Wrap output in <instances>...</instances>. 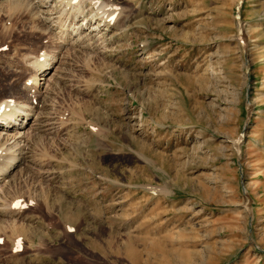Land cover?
Segmentation results:
<instances>
[{"label": "rangeland", "instance_id": "1", "mask_svg": "<svg viewBox=\"0 0 264 264\" xmlns=\"http://www.w3.org/2000/svg\"><path fill=\"white\" fill-rule=\"evenodd\" d=\"M102 1L123 21L91 57L0 6V99L29 54L55 55L40 91L64 75L0 264H264V0Z\"/></svg>", "mask_w": 264, "mask_h": 264}, {"label": "bare ground", "instance_id": "2", "mask_svg": "<svg viewBox=\"0 0 264 264\" xmlns=\"http://www.w3.org/2000/svg\"><path fill=\"white\" fill-rule=\"evenodd\" d=\"M13 1L15 0H0V6L4 2L10 4ZM58 1L63 4L61 6L63 15L60 10V14L56 13L57 15L48 16L47 11L50 5L52 6L53 0H16V3L26 4L27 7L32 4L35 8V15L44 14L41 20H43L45 31L47 30L52 36L56 34L58 49L68 44L69 46L65 47H71V49L91 57L92 53H94L93 51L101 53L102 49L107 48L100 47L110 42L113 34H116L114 30L120 26L121 8L108 3L109 1L102 0H89V6L87 7L82 5L86 0ZM73 8H75V11L72 12ZM88 9L90 10L88 11ZM61 15L64 16L66 22L69 19L70 29L63 28L59 30L57 28L56 25L60 24ZM120 21H123V19ZM63 35L65 38H63ZM97 38H102V42L97 41ZM41 56L42 59H40ZM54 58L55 55L48 54V52L38 55L29 54L25 59V63L26 66H30L27 69L31 72V75L24 80V84L18 85L17 91H15L16 87L14 84L8 82V88H5L8 91V95H4L0 99V220L3 219L2 215L10 216L11 212L19 211L21 206L20 199L15 192H11L12 194L8 195L9 190L20 183L22 174H26L35 168L37 158L34 159V147L32 148V145L35 139L41 137V134L48 129L50 121L54 119L53 116L50 117V113H52V107L55 105L53 98L54 93L57 92L55 86L60 83L59 81L63 80L64 75L61 71L59 72L56 66L55 68H57L56 71L58 72L53 71L51 73L49 71L51 75L49 72L47 74V76L49 75L48 81L51 79L50 82L53 86L51 83H46V89L40 91L39 79H42V77L37 73L43 71ZM14 70L20 72L18 68H14ZM28 80L31 82V88L26 86ZM50 86L52 87L50 88ZM25 91L27 92L25 93ZM27 124H30L29 128L32 127L30 134L27 132V128L23 130ZM9 129H13V133H10ZM2 181H6L4 187H1ZM16 201H19V203L13 205ZM6 211L8 212L4 213ZM2 224L0 223V227Z\"/></svg>", "mask_w": 264, "mask_h": 264}]
</instances>
